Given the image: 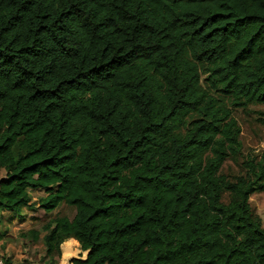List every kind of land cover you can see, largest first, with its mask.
<instances>
[{"label": "trees", "instance_id": "trees-1", "mask_svg": "<svg viewBox=\"0 0 264 264\" xmlns=\"http://www.w3.org/2000/svg\"><path fill=\"white\" fill-rule=\"evenodd\" d=\"M252 104L264 0H0V221L42 189L45 264H264V155L222 171Z\"/></svg>", "mask_w": 264, "mask_h": 264}, {"label": "rangeland", "instance_id": "rangeland-1", "mask_svg": "<svg viewBox=\"0 0 264 264\" xmlns=\"http://www.w3.org/2000/svg\"><path fill=\"white\" fill-rule=\"evenodd\" d=\"M234 115L238 120L242 135L243 147L236 158L228 159L222 171L231 179L246 174L245 162L251 158H261L264 155V104H252L246 108H234ZM5 168L0 167V178L6 175ZM33 208L24 207L20 213L3 212L0 221V260L4 264H45L50 258L46 255L44 226L56 216L73 218L76 209L65 202L52 212H46L40 201L47 193L42 189H31ZM253 210L261 217L264 226V191L255 192L250 199ZM30 230H36L38 240L35 241ZM68 240V239H67ZM71 247H63L62 256L57 258L58 264H72L73 257H86L80 244L70 238ZM80 246V249H77ZM64 253L66 259L64 260ZM70 254V255H68Z\"/></svg>", "mask_w": 264, "mask_h": 264}, {"label": "built area", "instance_id": "built-area-1", "mask_svg": "<svg viewBox=\"0 0 264 264\" xmlns=\"http://www.w3.org/2000/svg\"><path fill=\"white\" fill-rule=\"evenodd\" d=\"M0 264H4L3 260H0Z\"/></svg>", "mask_w": 264, "mask_h": 264}, {"label": "water", "instance_id": "water-1", "mask_svg": "<svg viewBox=\"0 0 264 264\" xmlns=\"http://www.w3.org/2000/svg\"><path fill=\"white\" fill-rule=\"evenodd\" d=\"M86 254H88V251H86Z\"/></svg>", "mask_w": 264, "mask_h": 264}]
</instances>
